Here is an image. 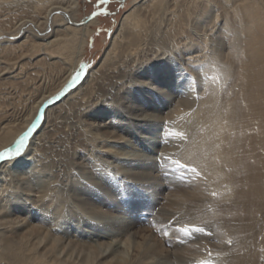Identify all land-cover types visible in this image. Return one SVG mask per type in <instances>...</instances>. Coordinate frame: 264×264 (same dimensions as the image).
Listing matches in <instances>:
<instances>
[{
  "label": "bare ground",
  "instance_id": "6f19581e",
  "mask_svg": "<svg viewBox=\"0 0 264 264\" xmlns=\"http://www.w3.org/2000/svg\"><path fill=\"white\" fill-rule=\"evenodd\" d=\"M3 5L0 151L41 120L0 164V264H264V0H133L54 104L99 17ZM175 208L212 235L191 248Z\"/></svg>",
  "mask_w": 264,
  "mask_h": 264
},
{
  "label": "rangeland",
  "instance_id": "374dc122",
  "mask_svg": "<svg viewBox=\"0 0 264 264\" xmlns=\"http://www.w3.org/2000/svg\"><path fill=\"white\" fill-rule=\"evenodd\" d=\"M78 1L80 3V6H79L80 8L78 9L79 15H78L76 21L81 23L85 19H88L89 17H91L90 15L92 13L100 10V12L97 15L99 17L100 22L97 26L94 27L93 32L91 33L90 37L87 40V47L85 48L84 56H83L81 63L79 65V69H80L81 64L87 66L85 68L84 74H82L81 78L79 80H77L74 84L69 85V83H68L67 86L65 87L64 91L62 92L63 95L60 96L59 99H54L51 104H54V103L60 101L63 97L67 96V94L69 92H71V90L73 88L77 87L79 84H81L83 82V80L86 78L87 74L91 71V69L97 64V62L101 58L102 54L104 53L106 47L108 46V44L110 42L112 34L114 33L122 15L130 9L133 0H107V3H101V0H78ZM0 10L1 11H9L10 10V12H16V13L22 12V11L20 12V10H22L20 8H17L14 6L9 7V6H5V5H3L0 8ZM11 40H15V39L11 38ZM74 75H72V77ZM8 82L9 81H6V83L0 82V86H2L4 88V90H6L7 92L10 91L9 89L8 90L6 89L7 87H10V84L8 85ZM13 100H17V98H13ZM142 140L143 139L139 140L140 144H142L144 146H148V144ZM6 160H8V159L0 161V164ZM165 183H163L164 186L160 190L159 195L156 198L157 199V205L155 208L156 210L154 211L155 214H157L158 209H162L163 207H166V205H167L166 204L167 194L174 192V190H172L173 189L172 186H169V184H167V183L165 184ZM125 202H127V199ZM160 207H162V208H160ZM182 211L183 210H179L177 208L172 210V212H173L172 218L173 219H171L168 223L170 224L171 221H176L174 227L177 230H181L184 227H187V230L191 229L192 231H189V232L187 231L186 234L183 233L184 234L183 236L186 238V240H188V239L191 240L190 242H187L188 244L190 243L189 245L191 248H193L195 246L198 247V245H200V244L195 243L197 241L194 242L193 239L196 238L201 233L208 234L211 236L212 231L209 230L208 225H195L194 226V225L190 224V223H192L191 220H189L190 218L189 217L185 218L184 217L185 214ZM175 213H177V214H175ZM187 218H189V219H187ZM164 225H166V223L161 222V224H160V222H158V224H156V225L149 224L146 226L148 227V229L156 231L155 232V235L157 236L156 238L161 239V236H162L164 231H160V229H162ZM197 228H203L204 231L198 232V231H196ZM172 240H174V239L172 238ZM180 240H182V238H180L177 242H179ZM167 244L169 245V243H167ZM188 244H186V245H188ZM193 264H195V263H193Z\"/></svg>",
  "mask_w": 264,
  "mask_h": 264
},
{
  "label": "snow or ice",
  "instance_id": "6c2138e0",
  "mask_svg": "<svg viewBox=\"0 0 264 264\" xmlns=\"http://www.w3.org/2000/svg\"><path fill=\"white\" fill-rule=\"evenodd\" d=\"M101 3H107V0H101ZM93 15H96V13H94ZM86 67H87L86 65L81 64L80 69L75 73V75L69 81V85L74 84L77 80L81 78L82 74H84L85 72ZM62 95L63 93H59L55 99H59V97ZM49 103H52V102L49 101ZM40 120H41L40 116L37 115L35 120L28 127L27 131L24 132L22 136L14 142V147L5 148L3 151H0V161L5 160V159H11L15 157L16 155L20 154L22 150L25 149L26 147L25 141L28 139L29 135L33 132V129L37 127V124L40 123ZM193 171L195 170L193 169ZM175 223L176 221H171L170 226ZM196 231L203 232L204 229L197 228ZM229 243L231 242L229 241Z\"/></svg>",
  "mask_w": 264,
  "mask_h": 264
},
{
  "label": "water",
  "instance_id": "95a60500",
  "mask_svg": "<svg viewBox=\"0 0 264 264\" xmlns=\"http://www.w3.org/2000/svg\"><path fill=\"white\" fill-rule=\"evenodd\" d=\"M99 12H100V10H98V11L94 12V13H96V15H95V16H97ZM94 13H92L90 16H94V15H93Z\"/></svg>",
  "mask_w": 264,
  "mask_h": 264
}]
</instances>
